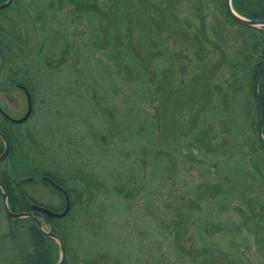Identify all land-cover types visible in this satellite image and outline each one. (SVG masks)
I'll use <instances>...</instances> for the list:
<instances>
[{"label": "rangeland", "instance_id": "obj_1", "mask_svg": "<svg viewBox=\"0 0 264 264\" xmlns=\"http://www.w3.org/2000/svg\"><path fill=\"white\" fill-rule=\"evenodd\" d=\"M71 1L14 0L0 14L12 50L0 60V111L25 118L22 83L33 101L25 124L0 114V128L17 129L32 166L71 178L72 190L86 187L82 176L99 184L74 207L70 198L67 251L78 264H264V149L241 29L223 0H87L102 18L79 15ZM206 73L214 94L205 113L203 81L187 86L185 113L179 95L167 102L171 85ZM39 185L28 189L33 205L63 211L64 199ZM208 187L226 194L213 199ZM28 225H13L12 239L0 197V264L33 255Z\"/></svg>", "mask_w": 264, "mask_h": 264}, {"label": "trees", "instance_id": "obj_2", "mask_svg": "<svg viewBox=\"0 0 264 264\" xmlns=\"http://www.w3.org/2000/svg\"><path fill=\"white\" fill-rule=\"evenodd\" d=\"M6 1L7 0H0V5L4 4ZM71 3L75 7V11L78 12L79 15L85 14L87 16L93 15L96 17H99V16L105 17L104 11L99 9L95 2L91 3V1H87V0H82L81 2H77L75 0H72ZM225 3H226V0H223V8L225 10L224 15L226 16V18L230 21V23L232 25L241 29V31H239L238 35H237L238 41L242 44V51H240V55L243 57L242 63L244 65V67L249 68L251 73H252L251 74V87H252L251 96H252V102L255 105V110H256L255 115H256L257 124H258L256 126V127H258V130L256 131L257 141H258L259 145L264 149V147L260 141L259 134H258L260 111H259L257 102L255 100V95H254L255 81H256L260 71L262 70V68L264 66V30H261V31L250 30V29H246V28L236 24L229 17V15L226 11V4ZM233 8L238 15H240L241 17H243L247 20L264 21V0H233ZM5 11L0 12V14H2ZM75 11H74V13L77 14ZM99 18H102V17H99ZM107 23H110V21ZM117 25H118L117 21H115V26L117 27ZM148 30L150 31V28H148ZM242 30L244 32H242ZM4 38H5V33L2 32V29H0V60L3 62V64H5L7 62V57L9 55L7 50L9 49L10 51H12L10 49V47L5 44ZM117 40H119V39H117ZM192 43L194 44V46H199V48H201V45L197 39L192 41ZM206 55L207 56L210 55V51L208 54L206 53ZM205 58H206V56H205ZM254 59H257V62H255L257 65H255L253 63ZM244 67L242 69H244ZM213 71H214V73H216L215 70H213ZM155 78L156 77L153 76V79H151V82H152V84H154L156 82V84H155V87H156L155 98L157 100V103H159V102L164 101L165 99H163L160 96V94L162 92L161 88L159 87V84L161 86V83H160L161 79H158L156 81V80H154ZM197 80H198V82L203 81L208 86V90H207V94H206L207 98L205 96V101H204L203 105L201 106L202 113H205L207 108L209 109L210 105L212 104L210 102V99H211L212 95L214 94L210 90V83L209 82L211 81V79H210L208 73L204 74L201 77L199 75L192 77V82H189L188 84L184 83V84L180 85V83H178L175 85L174 84L171 85L169 87V89H171V91L175 90V93L174 92L171 93L167 102H169L171 99H173L174 96L177 97V95H179L182 99L177 101L179 106H180L177 111L185 113L187 110V107H188V104L184 103V99L186 98L185 92L187 91V88H188L187 86L190 85L192 90H193ZM171 83H173V82L171 81ZM14 84H17V83L15 81H11V85H14ZM19 85H23L24 87H26L28 89L30 94L32 93L31 88L26 83H22ZM216 91H217V93L215 95H217L218 97L224 98V95H225V98H227L228 94H224V93H222V91H219L218 89H216ZM259 92H260V98H261V102H262V106H263V110H264V75H263V78L261 80ZM177 118L178 117L176 116L175 119L177 120ZM157 125L158 126L156 127V129L158 130V135H159L160 134V123H157ZM162 126H164V124H162ZM12 129L13 130H11V131H7V130H5V128H0V132L5 135V137L7 138L8 142H9V145H10V154H9V157L5 161L10 160L11 163L14 164L17 161L18 157L20 156L21 162L19 165L14 164L12 166L13 172L10 174H8L7 172H0V182L3 184L5 190L8 194L9 207L13 213H31L32 212L31 206L33 205V203L35 204V202H34L35 199L33 198L34 201L32 200L31 195L28 193V189L30 187H32L34 184L37 186H40L39 184H42L41 186L43 188H45V189L49 188L50 191L54 192L55 194H58L62 198V200L64 199L65 205H66L65 195L69 196V198H71V200H72V207L76 206V204L82 203L85 197L92 198V196H93L92 189H95L97 186H99V184L97 182L93 181L92 177H89V179H86L85 176H82L84 179L78 178V181L81 184L85 183L86 187H84L83 189H80L78 191H75V190H72L68 186L69 182L71 181V178H69V180H66V179L62 178L57 173H43V172H41V169L34 168L32 166L33 163L32 162L30 163L27 156L25 154H22L23 150L21 148H19V147H21V145L19 147L16 146L15 142H18V140H20V138H22V136L19 134V131L17 129H14V128H12ZM202 135H204V133ZM27 137L31 143L35 144V142L33 141V139L29 135ZM22 140H23V138H22ZM0 141L2 143L1 139H0ZM21 144H22V142H21ZM3 151H4V144L2 143V146L0 147V156L3 154ZM22 157H25V159H22ZM0 166H1V164H0ZM38 179H39V181H36ZM43 179H45V181ZM52 186H54V187H52ZM58 188L61 189L62 191L59 190ZM207 190H208V194L211 195L210 197L213 199L218 198V197L226 194V193L225 194L221 193L223 191V189H221L220 187L215 188V189H211L210 187H208ZM0 197L3 198L1 191H0ZM63 211H60L57 213H63ZM68 217L69 216H65L61 220L47 219V222L51 226L52 233L61 238L65 247L67 244L68 234L66 232V228H64V226H61V225L65 224ZM22 222H26L27 224H29L28 225L29 227H28L26 232H27V236L30 239V242L32 244L30 249H32V251H33L32 256L25 257L24 264H57L58 254H57V249H55L56 247L53 246L54 248H52L51 246L48 245L46 237L38 230L36 224L33 221L23 220V221H20L18 223L20 224ZM8 223H9L10 228H11V233H12L11 237H12V239L16 240L18 235L13 234L14 232H13L12 228H13V225L18 224V223H13V222H9V221H8ZM67 254H68V257L70 259V264H78V259L76 257H74L72 254H70V251H67ZM34 255L36 257H33ZM64 264H68V261L66 260Z\"/></svg>", "mask_w": 264, "mask_h": 264}, {"label": "water", "instance_id": "obj_3", "mask_svg": "<svg viewBox=\"0 0 264 264\" xmlns=\"http://www.w3.org/2000/svg\"><path fill=\"white\" fill-rule=\"evenodd\" d=\"M13 1L14 0H8V2L6 4L0 5V11L8 9L13 4ZM225 4H226V11H227L229 17L236 24H238L242 27L248 28V29H255V30L264 29V21H250V20H247V19L241 17L240 15H238L233 8V0H226ZM263 75H264V68L262 69V71L258 75L256 82H255V98H256V101H257V104L259 107V111H260L259 138H260L262 145L264 146V134H263L264 111H263V107H262V103H261V99H260V94H259L260 83H261V80L263 78ZM30 115H31V109H29L28 115L21 121L15 122L8 117H6V119L15 123V124H23L24 122H26L29 119ZM0 138L2 139V141L4 143V152H3L2 156H0V164H1L2 162H4L8 158V156L10 154V145H9L7 138L1 132H0ZM0 191L2 192V195H3L4 208H5V212H6V215L8 217V220L13 221V222H18L22 219L34 220L37 224L39 231H41L46 237L56 241L60 245L62 256H61V259H60L58 264H63L65 261V258H66V252H65V249H64L60 239L51 232H45L43 230L42 225L37 221V219L35 218V216L33 214H15V213H12L10 208H9V204H8V194H7L3 184L1 182H0ZM33 209L44 214L45 216H47L51 219H61V218H64L65 216H67L69 214L70 203L68 201V206H67L65 212L61 215L53 213L47 209H40L38 207H33Z\"/></svg>", "mask_w": 264, "mask_h": 264}, {"label": "flooded vegetation", "instance_id": "obj_4", "mask_svg": "<svg viewBox=\"0 0 264 264\" xmlns=\"http://www.w3.org/2000/svg\"><path fill=\"white\" fill-rule=\"evenodd\" d=\"M17 88H18L20 91H22V92L26 95V97L28 98L29 91L26 89V87L21 86V85H17ZM28 102H29V101H28ZM34 214H35L37 220H39L40 222H46V217H45V215H43V214H41V213H39V212H38V213H37V212H34Z\"/></svg>", "mask_w": 264, "mask_h": 264}, {"label": "bare ground", "instance_id": "obj_5", "mask_svg": "<svg viewBox=\"0 0 264 264\" xmlns=\"http://www.w3.org/2000/svg\"><path fill=\"white\" fill-rule=\"evenodd\" d=\"M31 208H32V206H31ZM21 214H30V213H21Z\"/></svg>", "mask_w": 264, "mask_h": 264}]
</instances>
